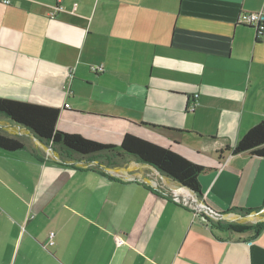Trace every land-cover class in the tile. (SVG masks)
I'll use <instances>...</instances> for the list:
<instances>
[{
	"label": "crops",
	"instance_id": "obj_1",
	"mask_svg": "<svg viewBox=\"0 0 264 264\" xmlns=\"http://www.w3.org/2000/svg\"><path fill=\"white\" fill-rule=\"evenodd\" d=\"M243 13L264 18V0H0V98L205 168L198 199L135 159H87L115 177L74 167L21 130L25 149L0 148V264H264V231L230 235L199 211L264 210V159L227 151L264 121V32Z\"/></svg>",
	"mask_w": 264,
	"mask_h": 264
},
{
	"label": "trees",
	"instance_id": "obj_2",
	"mask_svg": "<svg viewBox=\"0 0 264 264\" xmlns=\"http://www.w3.org/2000/svg\"><path fill=\"white\" fill-rule=\"evenodd\" d=\"M59 115L60 111L55 108L0 98V117L7 119L11 124L25 128L59 155L67 154L66 156L71 159L104 157L106 161L113 164L126 162L127 159L133 158L139 163L154 168L188 189L198 199H202L199 178L205 172L204 167L192 163L169 148L161 147L131 134L125 135L122 143L117 146L105 145L80 135L60 132L57 130ZM0 148L6 152H17L25 149V144L21 137L9 136L0 129ZM227 151H232L233 155L247 153L252 157L264 159V121L250 129L233 149L228 148ZM258 211L260 209H233L227 213L237 212L245 215ZM218 215L220 214L215 216ZM203 218L230 235L258 236L264 231V222L254 225L212 222L213 220L208 219L204 214Z\"/></svg>",
	"mask_w": 264,
	"mask_h": 264
},
{
	"label": "built area",
	"instance_id": "obj_3",
	"mask_svg": "<svg viewBox=\"0 0 264 264\" xmlns=\"http://www.w3.org/2000/svg\"><path fill=\"white\" fill-rule=\"evenodd\" d=\"M4 3L6 5L10 4L9 1H4ZM239 24L254 29L258 35H262L264 32V18L262 16V14L243 13L239 17ZM91 70L93 72H99V71H102L103 68L102 67H93ZM66 107H69V106L67 105ZM17 128L24 131L23 128H19V127H17ZM24 133H20L17 135L23 136ZM29 134H30V132L28 131V136H29ZM71 164L74 167L83 168V169H98V170H102V171L106 172L107 174H110V172L105 167L100 165L97 161L80 159V160H76V161L71 162ZM110 175H111V177H115V175L113 173ZM116 176L125 182H131V181L136 180V179H131L130 177H124L122 175H116ZM155 189H156V186H155ZM199 211L203 212L204 214H208L210 212V210L203 205H201V208L199 209ZM262 214H264V210L262 212H253L251 214H245L242 216L234 214V213H231V214L229 213V214H225V215L221 216L220 218L223 222H227V223H244V222H248L247 220H252L254 218H257L258 216H260ZM261 222H264V220ZM261 222H256L255 224H258ZM54 236H55V234L51 233L50 242H49L50 245L54 244V242H53ZM117 243L119 245H123L125 243V241L121 238H117Z\"/></svg>",
	"mask_w": 264,
	"mask_h": 264
},
{
	"label": "rangeland",
	"instance_id": "obj_4",
	"mask_svg": "<svg viewBox=\"0 0 264 264\" xmlns=\"http://www.w3.org/2000/svg\"><path fill=\"white\" fill-rule=\"evenodd\" d=\"M11 124V122H9L7 119H5V118H3V117H0V126H4V125H10ZM12 127V126H11ZM15 128V127H14ZM1 129V128H0ZM15 129H18V128H15ZM18 130H20V129H18ZM3 133H5V134H7V135H9L10 136V134H8L7 132H5V131H2ZM17 137L19 136V135H16ZM15 136V137H16ZM14 137V136H13ZM28 139H32V137H27ZM57 154V156L59 155L58 153H56ZM60 156V155H59ZM58 156V157H59ZM59 159H61V160H63V161H65V162H73L74 160H78V158H67V156H65V155H63V156H60L59 157ZM74 159V160H73ZM132 162H134V160H133V158H129V159H127V161L126 162H124L125 164H130V163H132ZM259 217V216H258ZM254 218V219H252V220H247L248 222H244L245 224H248V225H254L256 222H259L261 219H259V218ZM261 217V216H260Z\"/></svg>",
	"mask_w": 264,
	"mask_h": 264
},
{
	"label": "bare ground",
	"instance_id": "obj_5",
	"mask_svg": "<svg viewBox=\"0 0 264 264\" xmlns=\"http://www.w3.org/2000/svg\"><path fill=\"white\" fill-rule=\"evenodd\" d=\"M5 128L14 134H20V132H22L21 130L15 129L14 127H11L9 125H6Z\"/></svg>",
	"mask_w": 264,
	"mask_h": 264
},
{
	"label": "water",
	"instance_id": "obj_6",
	"mask_svg": "<svg viewBox=\"0 0 264 264\" xmlns=\"http://www.w3.org/2000/svg\"><path fill=\"white\" fill-rule=\"evenodd\" d=\"M254 30V29H253ZM14 126H17V127H19V128H23V127H21V126H19V125H15V124H13ZM0 128L2 129L3 127L2 126H0ZM23 129H25V128H23ZM26 130V129H25ZM31 134V136L32 137H34L38 142H40V143H42V144H45L44 142H42L39 138H37V137H35V135H33L32 133H30ZM48 146V145H47ZM49 147V146H48ZM52 149V148H51Z\"/></svg>",
	"mask_w": 264,
	"mask_h": 264
}]
</instances>
